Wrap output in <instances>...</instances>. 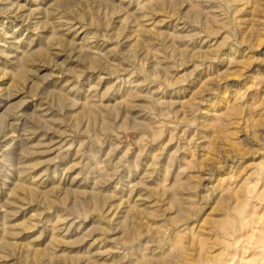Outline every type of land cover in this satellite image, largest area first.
<instances>
[{"label":"rangeland","instance_id":"rangeland-1","mask_svg":"<svg viewBox=\"0 0 264 264\" xmlns=\"http://www.w3.org/2000/svg\"><path fill=\"white\" fill-rule=\"evenodd\" d=\"M54 2L0 0V264H264V0ZM75 78L103 131H36Z\"/></svg>","mask_w":264,"mask_h":264},{"label":"clouds","instance_id":"clouds-1","mask_svg":"<svg viewBox=\"0 0 264 264\" xmlns=\"http://www.w3.org/2000/svg\"><path fill=\"white\" fill-rule=\"evenodd\" d=\"M40 2L47 4V0H40ZM79 8V4L73 6L71 0H55L53 4L48 7H45L42 16L44 18V23L48 26L59 25L65 22V18L70 14H75V10ZM79 18V17H77ZM19 44V41L16 42ZM19 55L17 56L14 63L18 65L17 71H24L26 64L30 61V53L17 49ZM2 54V53H0ZM84 63H88L89 67L86 68V71L93 70L91 67V62L84 61ZM28 73L26 72V75ZM155 79V78H153ZM21 87L20 90H23L24 81L20 82ZM79 85V79L75 78V82L72 87L68 90V92L61 93L56 92L52 96H49L47 93L41 94V99L47 103L49 107V111L56 114V118L45 122H36V131H50L55 130L52 126L60 123H67L70 132L69 136H87L89 139L95 140L96 136L94 133L97 131H103V114H104V102L101 96H94L91 100H89V109L88 111L91 113V122L90 117L86 113L84 106L77 101L73 96L70 95L71 92L75 91V89ZM123 107V105H120ZM156 107H161V105H156ZM79 112V118L77 120L72 119L73 113ZM101 117V121L97 124L96 117ZM12 128L13 130L10 132V136L12 138L13 144L16 143L21 137L17 135V132L14 130V126L7 125L6 120H0V137L4 139H8L9 136L5 135L8 132V129ZM33 130L26 129L21 135L28 136ZM8 147H11L9 145ZM6 150V149H5ZM22 154L24 153L23 148ZM0 156H2V152H0ZM0 162H4L0 160ZM25 250L21 249L18 245H16L15 241L12 243H6L4 241H0V261H20L21 253ZM24 259H27V255H24ZM135 264V262H134Z\"/></svg>","mask_w":264,"mask_h":264}]
</instances>
